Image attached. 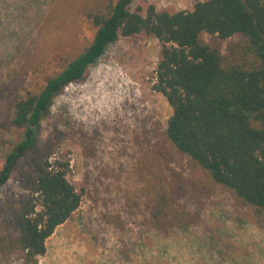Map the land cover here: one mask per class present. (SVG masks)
Instances as JSON below:
<instances>
[{
	"label": "trees",
	"instance_id": "obj_1",
	"mask_svg": "<svg viewBox=\"0 0 264 264\" xmlns=\"http://www.w3.org/2000/svg\"><path fill=\"white\" fill-rule=\"evenodd\" d=\"M134 1L86 0L80 14L95 28L90 42L9 102L6 123L21 139L4 157L0 191L20 159L29 172L27 194L1 205L14 236L0 229V254L38 264L46 240L79 208L83 189L67 179L68 164L51 160L50 141L39 146L41 123L54 97L83 81L109 45L136 35L159 44L153 89L171 108L159 147L137 173L142 234L197 227L202 211L181 202L188 191L225 194L237 217L264 232V0H205L191 11Z\"/></svg>",
	"mask_w": 264,
	"mask_h": 264
},
{
	"label": "rangeland",
	"instance_id": "obj_2",
	"mask_svg": "<svg viewBox=\"0 0 264 264\" xmlns=\"http://www.w3.org/2000/svg\"><path fill=\"white\" fill-rule=\"evenodd\" d=\"M85 1L0 0V169L21 139L6 123L9 102L26 88L42 86L92 39L95 28L80 14ZM203 1L135 0L132 7L191 11ZM158 52L154 39L120 37L83 81L54 97L38 144L50 141L51 160L68 164L67 179L83 196L46 240L38 264H264V232L237 217L220 192L205 197L188 191L181 198L187 208L202 211L197 227L166 238L139 229L137 173L155 154L171 115L153 89ZM27 162L20 159L11 171L0 208L6 199L27 194ZM7 220L0 212L1 233L12 239ZM0 264L22 260L18 253L0 254Z\"/></svg>",
	"mask_w": 264,
	"mask_h": 264
}]
</instances>
